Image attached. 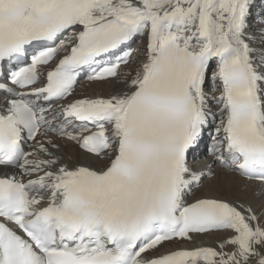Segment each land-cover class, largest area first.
<instances>
[{"label":"snow or ice","instance_id":"1","mask_svg":"<svg viewBox=\"0 0 264 264\" xmlns=\"http://www.w3.org/2000/svg\"><path fill=\"white\" fill-rule=\"evenodd\" d=\"M255 7L0 0V264H264V7L254 16ZM144 37V59L122 72ZM82 74L123 77L124 87L61 103ZM48 133L100 163L70 166L55 139H38ZM208 133L213 160L197 171L189 158ZM216 167L257 183L259 208L190 200ZM218 232L215 247L159 251Z\"/></svg>","mask_w":264,"mask_h":264},{"label":"bare ground","instance_id":"2","mask_svg":"<svg viewBox=\"0 0 264 264\" xmlns=\"http://www.w3.org/2000/svg\"><path fill=\"white\" fill-rule=\"evenodd\" d=\"M146 43H147V39L146 37H144V40L140 44H138L136 51L143 47L145 48ZM143 59L144 57L142 58V60ZM140 62L141 61H139V63ZM123 66L124 65H122L121 68H123ZM122 80L123 79L112 80L108 83L84 80L82 82L83 85H86V87L84 92L82 93L83 95L84 94L85 95L82 98L107 96L111 93L117 92L124 87ZM76 98H81V97H73V96L69 97L68 102ZM48 138L55 139V141L61 146L59 150H56V155L63 156L64 160L68 162L70 166L76 163H84L90 165H97L100 163L95 156L85 153L83 150L79 149V147L74 142L67 141L65 138H62L55 134L52 135L51 133H48L47 137L42 136L41 140ZM28 150L31 151V148H28ZM69 157H71L70 160ZM205 158L206 160L201 159L198 163H195V165H193L192 168L195 169L201 168L209 164L213 160V157L210 154H207ZM0 171L3 170L0 169ZM215 171L217 173L215 177L206 178L201 186L193 190V195L189 197L190 200L205 195L216 196L230 200L239 197L240 199L250 202L254 207L259 208L261 203L260 197L258 195L260 192V187L257 183L246 182L237 173L228 172L227 170L221 169L219 167H216ZM244 185H247V190L241 191L240 189ZM225 235L226 233H222V232L212 233V234H200L194 236L193 241L191 242L179 241V242H174L172 244L166 243L163 247L159 249V251L163 252L168 249L194 248V247H202V246L215 247L217 241Z\"/></svg>","mask_w":264,"mask_h":264},{"label":"rangeland","instance_id":"3","mask_svg":"<svg viewBox=\"0 0 264 264\" xmlns=\"http://www.w3.org/2000/svg\"><path fill=\"white\" fill-rule=\"evenodd\" d=\"M256 24L257 23H251L250 22V29L259 28V27L255 26ZM143 40H144V38H139L137 41V44L141 43ZM137 51H138V53H137ZM137 51H135L137 55L133 54L134 59H133L132 63L129 66H125V67L123 66V68H121L122 72H128V71H130V69H134L138 65L139 61H142V58L144 57L143 53L145 52V48L143 47ZM121 79H123V77H121ZM85 87H86V85H83V82L80 85H78L77 90L74 93L75 97H81L82 98L85 95V94L84 95L82 94L85 90Z\"/></svg>","mask_w":264,"mask_h":264}]
</instances>
